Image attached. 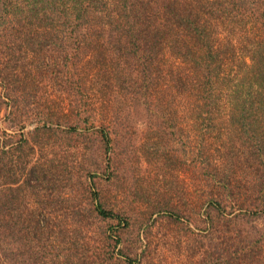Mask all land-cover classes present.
I'll return each mask as SVG.
<instances>
[{"label":"trees","instance_id":"trees-1","mask_svg":"<svg viewBox=\"0 0 264 264\" xmlns=\"http://www.w3.org/2000/svg\"><path fill=\"white\" fill-rule=\"evenodd\" d=\"M39 1L0 0V27L7 24L8 28L38 32L44 20L36 16L43 10L37 6ZM41 2L50 5L43 11L46 18L57 16L56 26L61 34L84 37L79 42L82 46L64 56L62 65L70 73L63 74L74 76L75 81L69 80L68 86L79 94L71 100L72 111L75 109L78 120L89 123L86 129L99 125L107 148L112 140L113 121L105 115V109L101 110L106 106L95 105V97L86 88L97 93L99 81L107 87L109 81L130 75L148 80L153 87L152 96L158 100L170 98L168 109L245 115L258 141L254 146L264 156V0ZM87 37L90 39L84 41ZM79 61H84V66ZM100 61L102 65L95 67ZM13 101L16 106L17 100ZM55 114L48 112L47 118L50 120ZM9 165H13L9 159L1 164L4 174L13 170ZM252 165L249 173L254 174L249 176V194L244 200L249 203L244 205L240 198L233 199L235 192L242 189L239 182L232 183L227 176V167L204 162V181L209 188L207 217L214 222L209 212L212 209L220 220L217 226L208 221L204 228L198 226L199 233L193 230L195 235L207 239L200 242L203 249L196 254L202 257L194 259L195 264H213V255L215 264H264V233L249 235V230L243 232L241 226L234 225L246 223L247 218L251 222L254 216L264 218V164L262 169L257 162ZM26 168L27 161L19 159L14 164L13 184L7 186L5 179L1 183L6 187L0 188V264H163L160 258L155 259L156 244L148 239H139L140 250L124 243L130 218L108 208L96 189L91 190L90 207L84 213V221L78 224L55 222L51 210L25 212L20 203L27 186L21 179ZM13 202L18 207H12ZM235 209L239 213H234ZM69 214L72 216V211L66 213L72 220ZM97 218L110 222L98 229ZM169 219L182 223L174 211Z\"/></svg>","mask_w":264,"mask_h":264},{"label":"rangeland","instance_id":"rangeland-1","mask_svg":"<svg viewBox=\"0 0 264 264\" xmlns=\"http://www.w3.org/2000/svg\"><path fill=\"white\" fill-rule=\"evenodd\" d=\"M37 6L43 9L37 18L44 19L38 32L8 28L7 24L0 27V163L9 159L13 164L9 165L13 170L5 174L0 164V188L13 184L14 164L24 159L27 168L21 179L27 186L20 204L25 212L51 210L55 222L78 224L90 207L91 190L96 189L108 208L130 218L124 243L140 250L139 239H148L156 244L155 259L160 258L161 263L195 264L193 260L202 257L196 254L203 249L200 242L207 239L193 230L199 233L198 226L204 228L207 221L217 226L220 220L212 209L214 222L207 217L209 188L204 181V162L227 167V176L242 189L233 199L240 198L244 205L249 203L244 200L249 194V176L254 174L249 173L252 164H264L261 149L254 146L258 141L249 118L168 109L171 99L158 100L152 96L148 80L135 76L114 79L107 87L99 81L96 89L100 92L86 91L95 97V105L106 106L101 110L113 121L107 148L99 125L86 129L89 123L78 120L75 109L72 111L71 100L79 94L68 86L74 76L64 75L70 73L62 65L64 56L71 55L84 37L61 34L57 16L49 19L43 14L50 5L40 0ZM101 65L100 61L95 67ZM13 100H17L16 106ZM48 112L58 114L49 120ZM4 179L7 182L2 185ZM15 203L11 206L16 208ZM71 211L72 220L66 216ZM172 211L180 215L182 223L169 219ZM251 219L234 225L243 232L249 230V235L264 233V218ZM109 222L97 218L96 226L100 229ZM211 261L215 264V255Z\"/></svg>","mask_w":264,"mask_h":264}]
</instances>
